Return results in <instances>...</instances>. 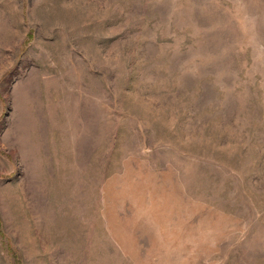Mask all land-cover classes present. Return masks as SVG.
<instances>
[{
    "label": "rangeland",
    "instance_id": "374dc122",
    "mask_svg": "<svg viewBox=\"0 0 264 264\" xmlns=\"http://www.w3.org/2000/svg\"><path fill=\"white\" fill-rule=\"evenodd\" d=\"M0 264H264V0H0Z\"/></svg>",
    "mask_w": 264,
    "mask_h": 264
}]
</instances>
